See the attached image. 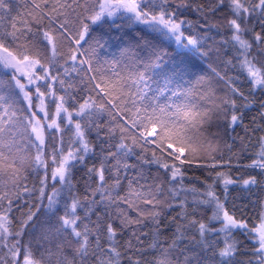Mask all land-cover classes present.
I'll list each match as a JSON object with an SVG mask.
<instances>
[{"label":"snow or ice","instance_id":"6c2138e0","mask_svg":"<svg viewBox=\"0 0 264 264\" xmlns=\"http://www.w3.org/2000/svg\"><path fill=\"white\" fill-rule=\"evenodd\" d=\"M0 264H264V0H0Z\"/></svg>","mask_w":264,"mask_h":264},{"label":"trees","instance_id":"16d2710c","mask_svg":"<svg viewBox=\"0 0 264 264\" xmlns=\"http://www.w3.org/2000/svg\"><path fill=\"white\" fill-rule=\"evenodd\" d=\"M190 18L194 19V17H190ZM174 48H175V44H172L169 50L171 51ZM190 60L191 62L197 65V71L202 69L203 72L207 73L209 76H211V68L209 67V65L211 64L213 67H215L216 64L218 63V61H216L215 55H213L210 59H201L198 55H195V56H190ZM236 175H239V173H236ZM233 195H235V193H233Z\"/></svg>","mask_w":264,"mask_h":264}]
</instances>
